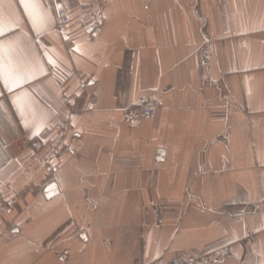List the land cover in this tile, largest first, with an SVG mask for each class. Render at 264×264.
<instances>
[{
  "label": "crops",
  "instance_id": "obj_1",
  "mask_svg": "<svg viewBox=\"0 0 264 264\" xmlns=\"http://www.w3.org/2000/svg\"><path fill=\"white\" fill-rule=\"evenodd\" d=\"M60 1L0 0V264H264V0Z\"/></svg>",
  "mask_w": 264,
  "mask_h": 264
},
{
  "label": "built area",
  "instance_id": "obj_2",
  "mask_svg": "<svg viewBox=\"0 0 264 264\" xmlns=\"http://www.w3.org/2000/svg\"><path fill=\"white\" fill-rule=\"evenodd\" d=\"M71 4L69 0H61L56 8L57 32L62 36H67L70 25ZM91 39V34L89 35ZM164 106V101L155 93L141 96L139 99L122 110L123 116L128 123H138L144 117H155L159 109ZM39 142L37 139L30 141V146L34 151H38ZM3 197L0 195V205H3ZM264 205V199H262ZM228 253V248H220L202 255H188L184 258H175L168 264H214L222 260Z\"/></svg>",
  "mask_w": 264,
  "mask_h": 264
},
{
  "label": "snow or ice",
  "instance_id": "obj_3",
  "mask_svg": "<svg viewBox=\"0 0 264 264\" xmlns=\"http://www.w3.org/2000/svg\"><path fill=\"white\" fill-rule=\"evenodd\" d=\"M22 5L25 7V9H29L36 6V0H21ZM5 34L4 28L0 26V36H3ZM18 85H10V87H14Z\"/></svg>",
  "mask_w": 264,
  "mask_h": 264
},
{
  "label": "water",
  "instance_id": "obj_4",
  "mask_svg": "<svg viewBox=\"0 0 264 264\" xmlns=\"http://www.w3.org/2000/svg\"><path fill=\"white\" fill-rule=\"evenodd\" d=\"M55 185H56L55 183H52L50 185L49 189L46 190L48 195H51V194H53V192H55V189H54L55 188Z\"/></svg>",
  "mask_w": 264,
  "mask_h": 264
},
{
  "label": "rangeland",
  "instance_id": "obj_5",
  "mask_svg": "<svg viewBox=\"0 0 264 264\" xmlns=\"http://www.w3.org/2000/svg\"><path fill=\"white\" fill-rule=\"evenodd\" d=\"M33 139H37V138H33ZM38 140V139H37ZM31 141V140H30ZM39 142V141H38ZM39 144H40V142H39ZM31 148H32V146H30ZM39 149H40V145H39ZM39 149H38V151H39ZM33 150V149H32ZM34 151V150H33ZM37 151V152H38ZM34 152H36V151H34ZM1 206H3V205H1Z\"/></svg>",
  "mask_w": 264,
  "mask_h": 264
}]
</instances>
